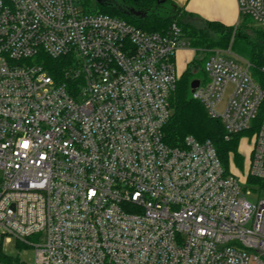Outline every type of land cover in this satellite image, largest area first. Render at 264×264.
I'll return each instance as SVG.
<instances>
[{"label": "built area", "instance_id": "1", "mask_svg": "<svg viewBox=\"0 0 264 264\" xmlns=\"http://www.w3.org/2000/svg\"><path fill=\"white\" fill-rule=\"evenodd\" d=\"M236 2L234 30L264 26V0ZM231 41L208 51L192 97L226 136L254 130L243 172L208 139L163 138L189 47L176 22L0 0V263L7 237L31 264H264V89Z\"/></svg>", "mask_w": 264, "mask_h": 264}, {"label": "trees", "instance_id": "2", "mask_svg": "<svg viewBox=\"0 0 264 264\" xmlns=\"http://www.w3.org/2000/svg\"><path fill=\"white\" fill-rule=\"evenodd\" d=\"M158 1L121 0L122 7L119 8L104 6L97 2L94 11L123 18L144 30L163 31L171 22H176L181 27L189 48H192L195 54L180 74L176 88L170 96L171 116L163 127V138L166 143L172 146H181L187 135H192L200 141L208 139L212 142L223 166L227 168L230 158L235 161L239 160L240 154L237 147L240 136L251 130L226 136L221 121L216 117L209 116L202 104L192 97L190 83L194 79L205 80L204 62L208 51L213 48L228 47L232 38L231 48H234L250 61L251 74L264 89V72L262 71L264 27L251 26L246 28V22L241 20L234 30V26L225 25L216 20H200L196 14L182 10L172 0H164L163 4L171 6L169 12L165 14L152 13L139 18L125 10L126 6L137 10L146 9L157 4ZM194 21H198L200 24H194ZM49 61L50 59H48ZM51 64H60V62ZM263 120L264 101L258 115L253 120L254 126ZM252 180V178L249 179V181ZM13 260L15 258L3 255L1 263L9 264Z\"/></svg>", "mask_w": 264, "mask_h": 264}, {"label": "rangeland", "instance_id": "3", "mask_svg": "<svg viewBox=\"0 0 264 264\" xmlns=\"http://www.w3.org/2000/svg\"><path fill=\"white\" fill-rule=\"evenodd\" d=\"M75 2L80 8H85L87 10H94V8H96V5H97L96 0H75ZM241 20H242V22H244V21L246 22V24H245V25H247L246 28H250L251 26H258V25H255L254 23L247 22V21H251V19L249 17L242 18ZM193 23L197 24V25L200 24L198 21H194ZM185 50H187V49H185ZM232 51L236 55L243 57V58H246L244 55L237 52L234 48H232ZM176 63H177L178 71H182L185 67L184 60H183V56L181 57L178 52L176 53ZM230 90H231V86H228L226 89V93L224 95L223 101H225L227 99V96H228ZM222 108H223V103L217 107V110L221 111ZM253 131L254 130L252 129L250 132L243 134L239 138L238 147H237L238 152L240 154L239 160L235 161L234 159L230 158V160L228 161V165H229V163H232L231 164L232 166L230 165V169L233 172H243L244 170H246L247 162H248V158H249V154H250V144H249L248 140H251V138L253 137ZM255 195L256 194L254 192L246 194V199L249 201H255V199H256ZM30 239L32 241L36 240L34 237H31ZM2 249H3L5 254L10 255L13 258H15L16 255H18L20 261H22L24 263L31 264L33 262V255H34L33 247L21 246L16 242L15 238L9 239L6 237L3 241ZM0 264H2V263H0ZM13 264H17V262L14 260Z\"/></svg>", "mask_w": 264, "mask_h": 264}, {"label": "crops", "instance_id": "4", "mask_svg": "<svg viewBox=\"0 0 264 264\" xmlns=\"http://www.w3.org/2000/svg\"><path fill=\"white\" fill-rule=\"evenodd\" d=\"M172 2L182 10L196 14L200 20H216L225 25L234 26L239 18L236 0H172ZM177 52L181 57L183 56L185 69L195 52L189 47H181ZM182 71L178 72L181 74Z\"/></svg>", "mask_w": 264, "mask_h": 264}, {"label": "water", "instance_id": "5", "mask_svg": "<svg viewBox=\"0 0 264 264\" xmlns=\"http://www.w3.org/2000/svg\"><path fill=\"white\" fill-rule=\"evenodd\" d=\"M96 2L104 6H112V7H118V8L122 7L121 0H96ZM163 2L164 0H159L157 4L152 5L151 7H148L146 9H138V10L130 6H126L125 10L126 12L136 17H139V18L146 17L147 15L152 14V13H156L159 15L165 14L169 12L171 6L168 4H163ZM198 84H199V79H194L191 81L190 83L191 92L194 91V89L198 86Z\"/></svg>", "mask_w": 264, "mask_h": 264}]
</instances>
